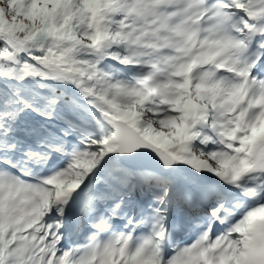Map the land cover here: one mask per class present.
I'll return each mask as SVG.
<instances>
[{
    "label": "snow or ice",
    "instance_id": "snow-or-ice-1",
    "mask_svg": "<svg viewBox=\"0 0 264 264\" xmlns=\"http://www.w3.org/2000/svg\"><path fill=\"white\" fill-rule=\"evenodd\" d=\"M0 264H264V0H0Z\"/></svg>",
    "mask_w": 264,
    "mask_h": 264
}]
</instances>
